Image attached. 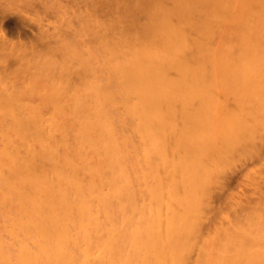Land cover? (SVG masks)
Here are the masks:
<instances>
[{
    "label": "bare ground",
    "instance_id": "6f19581e",
    "mask_svg": "<svg viewBox=\"0 0 264 264\" xmlns=\"http://www.w3.org/2000/svg\"><path fill=\"white\" fill-rule=\"evenodd\" d=\"M124 3L119 2L125 23L120 22L130 24L125 30L132 36L137 34L136 45L129 43V54L121 49L127 44L119 50L102 44L104 36L94 35L96 43L101 42L94 53L96 70L85 63L76 70L49 61L38 65V60L33 88L8 93L0 84V127L7 131L0 163L9 168L8 177L0 179L9 190L4 203L13 214L5 234L0 231V264H264V226L259 225L264 224V215L263 221L251 218L257 225L248 224L257 233L249 227V232H242L243 225L234 229L237 220L225 225L220 218L225 214L230 219L229 213H219L210 204L222 175L240 157L253 158L251 154L256 157L263 150L257 141H264V0ZM232 16L237 58L232 56L235 48L215 52L217 30ZM2 40L0 45L5 46ZM39 71L49 74L44 77L47 81H55L42 95L52 113L45 116L39 107H32L20 117L15 113L21 108L19 92L45 88ZM87 74L97 75L89 87L93 104L77 97L73 83L74 77ZM222 85L236 98L237 109L218 103L215 93ZM65 98L74 101L75 116L65 113ZM112 110L119 112L118 122L129 125L138 141L118 137L108 116ZM8 131L25 147L23 155ZM125 177L127 186L133 177L139 187L132 191L125 184L120 187L119 179ZM124 196L129 204L141 200V206L127 203L131 213L125 211ZM226 202L232 208L236 205ZM132 206L139 207L134 214L138 219L133 216L137 221L129 217ZM213 209L220 218L213 212L211 224L217 217L222 224L213 222L220 228L203 225L206 211ZM204 226L215 231L205 235ZM230 229L238 232L232 234ZM219 238L228 243L218 248ZM217 248L221 255L214 254L213 262Z\"/></svg>",
    "mask_w": 264,
    "mask_h": 264
},
{
    "label": "rangeland",
    "instance_id": "374dc122",
    "mask_svg": "<svg viewBox=\"0 0 264 264\" xmlns=\"http://www.w3.org/2000/svg\"><path fill=\"white\" fill-rule=\"evenodd\" d=\"M122 1L123 3L125 2V0H122ZM122 1L116 0L115 2L117 3H112L109 0H0V39L5 40V41L2 40V42H7L5 43L6 44L5 46L0 45L1 46L0 47V63L4 60V62L1 63L0 65V70L4 66V63L6 67V68L3 67L2 69V70H5V74L1 73V72H4L2 70L0 72V75L1 74L4 75V77L0 78L1 81L3 80V83L0 82V84H2L1 85L2 89L4 86H6V90L8 93H16L27 87L31 88L34 82L33 75H35L37 71L40 70L38 66L40 65L39 63L40 61L42 62L49 61L48 64H50L51 62L53 63L51 65H55L56 67H59V68L61 67V65L64 66V64L70 67L74 66L76 68L74 67L73 68L76 70H80L79 69L81 67L80 65L85 63L89 70H92V69L96 70V66H98V62H97L98 60L94 61L95 59L94 53L96 52L95 50H97V45H98V48H100L99 44L101 46V42L98 41L99 43L98 42L96 43L95 39L97 37H95L94 35H99L100 37L104 36L105 38L104 37H102V39L100 38L102 40V44L106 43L107 45L110 43L111 46L113 45V47H116V48H118V46H120L121 48V46H123L121 44L128 45L129 43H132V46L136 45L137 40L134 38L136 37L137 34L135 33L134 34L135 36H132L131 34L132 31H130L129 33L128 30H125V28L128 29L130 25L129 23H127L128 19L126 20V23L128 24V26H126L127 24H125L124 26V24L121 23V22L125 23L124 19H122L123 16L121 13L124 11V8H122L121 4H119V2L121 3ZM109 2L111 5L113 4V7L109 4ZM123 5L125 6V3ZM114 7L116 10L114 9ZM120 7H121V10L123 11H120ZM117 9L120 11L121 14L118 12ZM234 11L236 10L234 9ZM143 15L144 14H142V16ZM142 16H141V20L143 21L145 20V18H143ZM221 25L222 26H220L221 27L220 30H217L219 31L216 35L218 37L215 38L216 47H215V43H213L215 49L217 48L216 50L215 49L214 50L216 52L218 48L220 49L223 48V50L229 49L227 47H230V49L235 48L232 56L234 58L235 57L237 58L238 56H240L238 55V52L240 51L237 50L238 48V43L236 39L237 31L235 32L236 29L234 28V25H235L234 16H232V18L228 17L227 19H225V21L223 20V23H221ZM135 31H138V30L135 29ZM127 34L130 35V37L132 36L133 38L132 37L131 39L128 38L129 36L127 37ZM126 39L127 40L129 39L128 42L126 41ZM103 40L107 41L108 43L104 42ZM113 43H116L117 45ZM127 45L123 46L121 49H124V51H126L125 53L129 54L130 53L129 51L131 50L129 49L131 48L130 46L131 44H129L128 46ZM235 50H237L238 52H236ZM121 51L123 52V50ZM41 59H45V60H41ZM36 61H38L37 62L39 63L38 65L36 64ZM101 63L102 61L99 62V64ZM25 67L29 68L28 74H27V71L24 70L26 69ZM41 73L42 72H40L39 76L41 77L42 84L40 83V85L45 86V88L41 87L36 92L34 91V92L25 93V94L22 92H19L20 95H17L18 98L20 99V105H21V108L19 107L20 109L19 108L18 110L16 109L17 112L15 110V113L18 114V116L23 117L27 115L28 109L32 107H39L45 116H50V114L52 113L53 109L50 106L44 105L43 100H42V95L47 93L48 88L49 90L51 89L50 84L52 82L54 83L55 81L51 82L50 78L47 81L45 79L46 78L45 75H47L48 73L46 72L42 73L44 76L43 75L41 76ZM99 75L103 77L100 73H98V76ZM47 76L49 77V74ZM95 77H97V75L95 76V75L87 74L86 76H84L85 79L80 78V77L78 78L74 77V80H73V83H75L74 86L75 87L77 86L76 87L78 89L77 92L79 93V94L77 93L79 95V96L77 95V97L78 98L81 97L85 101L86 100L90 101V104L91 102L93 104L94 101L92 100L93 96H92L91 89H89V87L92 81H95ZM53 78H55L54 74H53ZM218 79L219 78H217V81L219 83ZM221 84L222 83H220V85H217V86L219 87L221 86ZM217 89H216L215 96L217 99L220 98L219 100H217L218 103L220 101L222 102V103L220 102L219 104L225 105L224 102H227L226 106L227 104L231 106V107L227 106L228 108L233 109V110H235V108L236 109L238 108L237 103H235L237 101H234L236 100V98L233 97L234 95H230L231 93L229 94V92L226 91V93L229 94V96L227 97L226 95L228 94L225 93L223 89V85L222 87L219 88V91ZM77 97L75 95L74 101H77L78 99ZM74 101H72V98L71 99L65 98V106H66L65 110L67 111V112L65 111V113H67L71 117L74 115V114L72 115V113H75L74 109H72ZM67 108L69 109L67 110ZM118 113L119 112L112 110L108 115L110 120L113 121L116 125L117 131H118V137L123 138L126 136H130L134 141H138L137 140L138 137L135 136V134L132 132L131 127L129 125L126 124L122 126L118 122ZM67 114L66 116H68ZM2 115H3V110L0 109V119H3L1 117ZM5 120H9V118ZM6 132L7 131L4 128L0 127V149H2L7 139ZM8 133H9L11 141L14 144L16 143L17 148H19L21 145H19L20 142H17L18 136H16L14 133L10 131H8ZM57 135L55 136L57 137ZM58 136L60 137V135ZM56 137L55 139H59L58 137L57 138ZM262 138H263L262 140H264V137ZM259 141H257L258 149L260 148L263 150L262 151L259 150L262 153H260L259 151L258 152L256 151V152L259 153L260 156H257L259 154L256 153L257 154V155L255 154L256 157H254V154H251L253 155V158H251L250 155L249 156L244 155V157H246L247 159L246 158L243 159V157H240V161H236L235 166L233 164L234 169L233 167L229 168L230 170L228 169L222 175L219 184L216 183L214 185L215 189L213 188V191L215 190L214 192L215 197L213 196L214 194L211 195V197H214V201H211L213 200V198L210 197V204L211 205L213 204V208L214 209L217 208L220 211L219 213H223V212L229 213L230 215L227 213L226 214L230 217V219L227 220V217L225 216V214L223 215L226 218L224 216L220 218L219 213L218 214L217 212L215 213L214 209L212 212H210V210H207L205 213L206 216L204 218L205 222L203 221L204 222L203 225L208 224L207 226H209L210 224V226L214 225L215 227L218 228L219 223L218 224L215 223L217 225L216 226L214 222L216 221L222 224V220H219V218L226 220V221L223 220L225 225L230 224V226L231 224L233 225V223H235V221L237 220L236 221L237 224L235 223V226L233 225V228L235 229L236 225H243L245 228L242 226L240 227L237 226V228L239 227V230L242 232H245V230L246 232H249V229L251 231V229L253 228V227L251 228L250 226L257 225L256 223L252 222L253 219L251 218H254L256 221V217L260 219L261 218L260 216L264 215V146H263L264 141L261 142V139ZM35 145H36V149H40L39 145H37L36 143ZM35 145H34V148H35ZM23 147L24 146H21L19 150L17 149L19 154L21 152L20 155H23L25 153L24 152L25 147L24 148ZM248 157H250V159ZM241 159L244 161H242ZM8 170L9 168L6 163H0V178L2 177V179H4L9 174ZM126 178L127 177H125L124 179L123 178L119 179V182L120 181L122 182V183H119L120 187H122L123 184L126 185L125 183L126 181L124 182ZM86 179H89V177L86 176ZM132 179L134 178L133 177L128 178L127 183L129 184L130 182V186L126 185L124 188L130 187L129 189L132 188L131 189L132 191L133 189L136 190L139 187L135 183L136 180H132ZM138 190L134 193H138ZM7 191L9 192L8 188L4 186L3 182L0 179V231L1 230L3 231V232L1 231V233H4V228L7 227V225L9 224L13 216V214L7 210V206L4 203L5 201L4 198L6 197L5 193L8 194ZM127 191H130V190H127ZM128 193L131 194L132 196L133 192L131 193L128 192ZM225 197H226V200L229 202L233 200V202L231 201L230 204L234 205L235 203L236 205L233 206L234 208L230 207L231 205H228L229 203L226 202ZM135 198L138 199V196H136ZM230 198L232 199L230 200ZM122 199L127 202L124 203V207H123V200H121L122 202L120 201L119 204L123 208H125V211L126 210L129 211L130 209V213H131V208L129 207L131 206L129 205L133 204V206H136V205L141 206V203H142L141 200L139 201L140 198L138 199L139 204L137 203V199H135L137 203L136 205L134 203L135 201L133 202V200L131 204H129L130 199L128 198L129 199L128 200L126 196H124V198ZM225 202L228 204H225ZM126 204L129 207L126 206ZM211 205H209L208 209H210V207L212 209ZM133 206H132L133 215L129 213L130 214L129 217L131 218L132 216V219L134 220L136 216L139 217V215H134L136 214L135 211H138L139 207L138 208L136 207L137 209L135 208L134 210ZM127 207L128 209H126ZM228 207L231 208V210L228 209ZM221 209L223 211H221ZM213 212L219 218L216 217L217 220L212 219V224H211L210 219L213 218V215H214ZM209 213H211L210 216H208ZM125 215H128L127 212H125ZM133 216H135V218ZM138 217L136 219H138ZM206 217H210V218L206 219ZM249 218L251 219V221ZM262 219L260 220L263 221ZM259 222L260 221L258 220V223ZM251 224H254V225H251ZM261 224L264 226L263 223H260L259 225ZM225 225H223V227H225ZM221 226L222 225L219 224V228ZM237 228L236 230H238ZM257 228L260 229V227H257ZM204 229H206L205 231L203 230L204 233L206 232L205 235H212L213 234L212 230L215 231L214 229L211 230L209 227L208 228L205 227ZM231 229L229 230L230 233L232 232ZM209 230L210 232H207ZM252 230L255 231L254 229ZM256 231H259V230H256ZM236 232L233 231L232 234ZM252 232L250 233L252 234ZM255 234L254 235L252 234V235L255 237H257V235L259 236V232L257 235ZM222 236L225 237V235H222ZM221 239L218 240V242L222 243L218 246V248L223 246L224 241H226L225 243H228L227 238L226 239L221 238ZM11 247L14 251L15 247H13V245H11ZM218 248H217V251L216 249H214L215 251L212 252V255L215 254L216 256H219V253L221 255V252ZM215 252H217V254ZM215 255L212 257L213 259L214 257H216ZM215 259H217V257ZM215 259L213 260V262L215 261ZM193 263L194 262L190 264H193Z\"/></svg>",
    "mask_w": 264,
    "mask_h": 264
}]
</instances>
